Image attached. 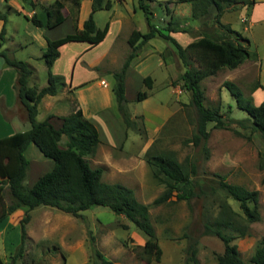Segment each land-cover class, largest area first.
Listing matches in <instances>:
<instances>
[{
	"label": "trees",
	"instance_id": "16d2710c",
	"mask_svg": "<svg viewBox=\"0 0 264 264\" xmlns=\"http://www.w3.org/2000/svg\"><path fill=\"white\" fill-rule=\"evenodd\" d=\"M21 1L29 2L32 7L37 3L35 0ZM68 1L72 5L74 31L57 39H46L47 47L41 57L47 66V84L43 87L30 85L34 71L26 61L14 58L6 50L1 49L5 27L0 32V57L4 66L13 67L17 71L14 88L18 103L23 107L30 123L28 130L0 139V223L16 209L26 208V214L21 220L22 242L8 264H18L27 238L26 224L30 220L29 212L39 206L54 207L77 217L82 216V211L94 206L106 207L118 215H123L146 238L142 246L136 247L140 257L146 263L160 262L162 248L150 221V204L140 202L134 190L126 185L103 181V168L92 167L86 158L95 153L100 142L95 125L83 115L80 109L61 117L62 123L58 128L49 118L43 121H38L36 118L42 98L57 94L65 85L64 78L51 70L59 56V47L71 41H84L95 45L105 36L104 30L97 27L93 13L97 10L109 9L110 0H93L91 13L82 29L77 26L80 0ZM150 1L152 0H138L150 31L146 35L138 30L131 33L128 39L130 52L120 70L112 72L113 91L124 126L127 129L139 131L142 135L144 133L136 128V120L139 116L134 117L128 109L125 73L142 44L159 34L174 43L178 57L186 68L179 79L181 87L190 92V104L195 107L197 115L195 131L189 141L195 146H201L208 157L207 140L210 135L208 128L210 123H213L215 128L230 129L238 134L239 131L232 126L233 124L242 129L250 128L251 132L259 133L264 138V99L259 104H253L251 99L244 96L236 83L225 80L223 86L234 97L237 107L248 114L246 118L234 119L230 116L226 117L219 108L206 106L205 92L202 87L203 79L215 75L224 68H237L250 55L246 39L229 25L222 24L220 17L225 11L252 5L254 0H175L177 3L193 2L194 15L202 4L206 8L214 7L215 21L228 33V36L223 39L199 36L186 46L179 44L172 36L163 34L151 23L154 13L150 8ZM64 8V0H54L45 7L44 20L37 14L29 17V20L36 26L52 28L63 21ZM5 18L6 15L0 13V19L5 20ZM149 79V77L145 79L146 84ZM255 87L264 89V86L260 84ZM143 97L144 94L140 95L139 99ZM231 111V106H228V113ZM63 136L67 138L64 146L60 144ZM30 144H34L46 158L54 161V166L50 171L43 173L31 188H28L26 179L29 160L25 151ZM145 158L153 178L164 185L163 192L155 198L153 204L168 201L173 192H176L177 200H187L189 203L193 198H206L211 194H217L218 191L223 192L225 199L219 202L217 215L203 222L202 234L216 236L223 242L224 251L217 256L218 264H244L234 240L248 234V225L239 221L242 215L235 211L226 199L231 198L238 202L243 219L248 223L256 222L261 219L259 191L228 182L224 175L217 173L214 174L216 178L208 180L202 178L198 175L195 162L189 157L183 162L179 161L172 150L152 153L149 149ZM185 237L192 239L187 232ZM90 238L91 264H113L96 246L94 235ZM196 245L195 239L189 243L185 264L197 263ZM0 264L6 263L0 259ZM251 264H264V238L256 244L251 256Z\"/></svg>",
	"mask_w": 264,
	"mask_h": 264
},
{
	"label": "crops",
	"instance_id": "0c3cea01",
	"mask_svg": "<svg viewBox=\"0 0 264 264\" xmlns=\"http://www.w3.org/2000/svg\"><path fill=\"white\" fill-rule=\"evenodd\" d=\"M53 1L36 0V5L31 10H28L21 3V0H0V13L4 14V9H1L3 7L6 9L5 15H7L5 21L0 19V31L5 27V34L9 35L6 26L12 19H9L8 14L9 16L11 14L22 16L26 21L25 27L28 29L27 41L38 46L36 54L34 52L29 56L30 62L35 61L38 64V68H41L46 73L44 80L40 84L35 81L32 83L34 75L32 76L30 85H37L38 87H43L47 84V66L41 59L47 47L46 39H57L74 31V22L71 14L72 5L70 2L65 4L63 21L52 28L36 26L29 20V17L33 14L38 15L39 11L44 16L45 7ZM92 2L93 0H80L77 21L79 29L83 28L85 20L91 13ZM110 2L111 7L109 9H101L93 13L97 27L105 32L102 41L95 45L84 41H71L59 47V56L54 61L51 70L54 74L64 78L65 85L57 94L46 95L42 98L36 118L38 121L49 118L54 126L58 128L62 123L61 117L80 109L83 115L95 125L100 139L95 153L86 157L89 164L92 167L103 168V181L109 183L118 182L132 188L136 198L139 200L136 187L132 185V182L134 181L137 184L140 182L143 185L144 181H148L150 168L146 162L145 155L153 146L157 134L168 121L172 112H169L167 116L161 115L160 110L157 109H143L142 111L135 110L131 112L134 117H143L146 127L144 135L132 132L124 126L117 111L112 72L122 67L126 56L130 52L128 39L131 33L134 30H138L146 35L150 29L146 16L142 8L137 4V0H110ZM149 3L151 9L156 5L165 4L166 8L163 12L166 16L161 17L163 25L159 26V29L157 25L155 27L163 34L172 36L182 46L188 45L199 36H209L216 39H223L228 36L225 29L217 22L213 23L214 25L211 22L209 25L214 28L212 34L204 30L200 31V26L206 23V15L202 7L197 8L194 15L193 2L191 1L177 3L175 0H152ZM138 10L143 12L144 15L142 17L138 16ZM241 10L249 23L245 28L250 31L252 41H255L258 34L264 37V0H254L252 5H245L241 7ZM229 12L230 10L225 11L221 15L220 21L233 29L230 20L224 19V15ZM153 13L154 17H157V12L153 11ZM42 16L40 19L43 18ZM174 17L180 19L195 17L198 19L199 24L192 27V30L196 31L195 36L185 42H181L178 39V35L186 30L183 27L182 29H177L171 26V19ZM171 27L176 30L170 31ZM259 27H262V31L259 29V32H256V28ZM27 41L18 40L16 44L21 49L28 46ZM246 41L250 45L251 40L246 39ZM163 66L173 70L172 76L170 73L168 74V86H171L172 93L180 98L183 92H187L181 87L179 79L186 68L178 57L174 43L156 34L142 44L138 54L132 59L126 69V98L131 101L147 103L151 96L150 91L153 90L156 82V77L152 78L151 75L154 73L155 68ZM255 67H257L256 74L259 84L264 86V54H260L258 51L254 53L253 57L249 55L237 68L222 69L227 72L224 81L227 79L237 81L244 88V85H247L246 82H248L246 80H249L252 73L251 70ZM107 75L112 78L109 79ZM236 75L244 77V80L237 78ZM148 77L150 79L146 84L145 79ZM16 78L17 71L13 67L4 66L3 61L0 60V139L30 128L25 111L20 107L17 100L14 88ZM145 86L149 89L148 91L144 90ZM261 88L252 86L249 91L254 94ZM142 94H144V97L139 99ZM66 141L67 138L63 136L60 144L64 146ZM25 155L29 160L26 185L31 188L43 173L53 168L54 161L46 158L34 144H30L27 147ZM145 188L147 190V187ZM139 201L148 204L145 199ZM29 213L30 220L26 224V236L30 240V244L54 242L53 237L56 235L61 236V241L63 242V237L69 234L71 236L67 249L73 254V264H91L90 247L88 246L89 229L87 222L84 220L86 215L83 211L81 219L71 213L50 206H39L30 210ZM25 214L26 208L20 207L0 223V239H2V245L4 246V252L0 253V259L6 264L10 263L13 255L11 252H6L5 239L7 229L10 226L20 227L22 233L21 220ZM98 223L101 228L105 226L100 221ZM127 224L129 229H131V225ZM131 234L136 244L143 245L145 243V237L137 229L131 230ZM95 239L96 242L98 241L97 246L99 249L104 246L102 245V237L101 239L95 237ZM43 249L51 251L50 248ZM55 249L58 253L60 248L57 246ZM101 251L103 252V250ZM62 264H66L65 259Z\"/></svg>",
	"mask_w": 264,
	"mask_h": 264
},
{
	"label": "rangeland",
	"instance_id": "374dc122",
	"mask_svg": "<svg viewBox=\"0 0 264 264\" xmlns=\"http://www.w3.org/2000/svg\"><path fill=\"white\" fill-rule=\"evenodd\" d=\"M64 1L65 4L70 2L68 0ZM21 3L26 9H32L29 2L22 1ZM203 6L205 5L202 4L201 7L206 15V23L202 24L199 30H204L212 34L214 28L209 25L211 22L212 25L216 22V10L214 7L207 6L206 8ZM165 8V4H162L156 5L152 9V11L157 12V17H153L151 23L154 26L157 25L158 29L160 28L159 26L163 25L161 17L166 16L163 12ZM1 9H4L3 12L6 14V9L3 7H1ZM138 11V16L142 17L144 15L143 12L141 10ZM41 16L42 14H40L39 11L38 17L40 18ZM44 16H42L43 20L45 19ZM8 17L12 19L6 26L9 35L4 34L1 49L6 50L14 58L26 61L34 71L32 83L35 81L37 84H40V82L44 80L46 73L41 68H38V64H36L35 61L30 62L31 60L29 58L34 52L36 54L38 46L30 44L27 41L28 29L25 27L26 21L24 17L13 14L10 16L8 14ZM242 17H244V13L241 8L230 10L229 13L224 15V19L230 20L235 31L240 33L245 39L251 40L250 45H248V51L251 57H253L254 53L257 51L260 54H264L263 35L258 34L255 41H252L250 38V31H247L245 28L249 23L248 21L243 22L241 20ZM170 24L177 29H182L183 27V29L186 30L178 35V39L181 42H185L195 36L196 31L192 30V27L199 24V20L195 17L186 19L174 17L171 19ZM261 28L262 27L256 28V32H259L258 30H261ZM22 39L28 42V46L20 49L16 42ZM0 60H2L1 57ZM194 65H197V63H194ZM118 70H120V68ZM256 70L257 67L251 70L252 73L250 74V78L246 80L248 81L246 82L247 85H244L245 89L240 86L237 81L233 80V82L241 88L244 96L251 99L253 104H259L264 99L263 88L254 94H251L249 91L251 90L249 89L250 87L259 84ZM172 71V69L165 66L155 68L151 76L152 78L156 77V82L153 90L150 91L151 96L148 102L128 100V109L130 112L135 110L142 111L143 109H157L160 110V114L163 116H167L169 112H172L170 118H168V121L156 136L153 146L151 147L152 153L156 151L172 150L175 152L179 161L183 162L189 157L191 161L195 162L199 173L198 175L202 178L207 180L209 178H216L214 174L217 173L224 175L228 182L241 184L249 189L259 191L261 219L256 222L248 223L243 219V213L238 202L231 198L226 199L231 207L242 215L239 221L248 225V234L236 238L234 243L237 245L244 264H251V256L254 253L256 244L264 238V138L259 133L251 132L250 128L242 129L233 124L232 126L239 131L238 134L230 129L215 128L214 124L210 123L208 125L210 135L207 140L209 155L207 157L201 146H195L189 141V138L192 137L195 131L196 109L190 104V92H183L180 98L172 93L171 86H168V74L170 73L172 76ZM226 74V70H222L213 76L203 79L202 87L205 92V105L211 108H219L220 112L226 117L230 116L234 119L246 118L248 116L247 112L237 107L234 97L229 90L223 86ZM107 77L109 79L112 78L108 75ZM236 77L240 79L244 78L240 75H236ZM144 90L148 91L149 89L145 86ZM228 106H231V113H228ZM20 107L23 108L21 105ZM117 111L119 113L118 106ZM136 123V128L145 133L146 127L142 116L137 118ZM129 129L132 132L140 134L139 131L132 130L131 128ZM148 167L150 168L149 165ZM132 185L136 187L139 200L145 199L146 202L150 204V221L162 248L161 261L146 263L140 257L136 249V247L142 245L136 244L131 234V230L137 229L136 226L124 216L123 218L121 215L102 206H94L83 211L87 217H85L84 220L87 222V227L89 229V247L91 241L90 236L94 235L99 239L102 237V245L104 246L100 249L103 250V252L99 248L98 249L106 258L110 259L113 264H185L187 257L186 249L189 243L195 239L197 240L196 264H218L217 256L224 251L223 242L216 236L203 235L202 233L203 222L207 218H212L217 215L218 204L222 199H225L223 192L218 191L217 194H211L206 198H193L190 203L187 200H177L176 192H173L172 197L168 201L160 204H153L155 198L163 192L164 185L159 184L156 179L153 178L151 168L148 181L146 180V182L144 181L143 183L144 186L140 182L137 184L134 183V181ZM145 187H147L148 191ZM79 218L81 219L82 216ZM97 220L105 226L101 228ZM127 223L131 225V229H129ZM186 232L191 235L192 239L185 237ZM70 236L69 234L64 236V241L62 242L61 236L56 235L53 237L54 242L41 244H30V240L27 237L24 242V252L22 256L19 257L18 264H62L64 259L66 264H73V254L67 249L70 243ZM94 241L97 246L98 241L96 242V239ZM21 242L22 233L20 227L16 228L10 226L7 229L5 239L6 252H11L14 255ZM57 246L60 248L58 253L55 249ZM43 248H50L51 251L44 250ZM2 252H4V246L2 245V239H0V253Z\"/></svg>",
	"mask_w": 264,
	"mask_h": 264
},
{
	"label": "built area",
	"instance_id": "2783aa9c",
	"mask_svg": "<svg viewBox=\"0 0 264 264\" xmlns=\"http://www.w3.org/2000/svg\"><path fill=\"white\" fill-rule=\"evenodd\" d=\"M242 21H243V22H245V21H246V18H245V17H244V18H242Z\"/></svg>",
	"mask_w": 264,
	"mask_h": 264
}]
</instances>
